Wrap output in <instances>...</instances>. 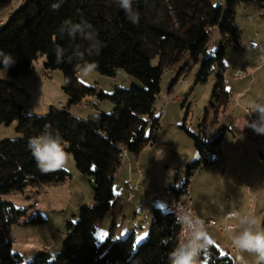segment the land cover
Masks as SVG:
<instances>
[{"label": "trees", "instance_id": "trees-1", "mask_svg": "<svg viewBox=\"0 0 264 264\" xmlns=\"http://www.w3.org/2000/svg\"><path fill=\"white\" fill-rule=\"evenodd\" d=\"M15 2L21 5L0 24V51L15 60L7 68L11 79L0 78V124L17 121V130L23 136L0 142V264H23L22 255L12 248L11 229L26 214L25 209L3 195L64 182L70 175L65 169L45 173L37 167L28 141L39 135L45 125L60 132L67 142L65 152L72 154L77 169L94 178L95 196L92 204L81 206L75 219L67 222L60 251L51 254L44 250L28 264H168V253L181 242V227L179 217L163 207L154 208L153 220L141 242H137L134 230L120 238H112L110 233L103 243L96 239L99 221L108 212L114 214L121 208L113 185L123 162V150L137 156L155 139L161 126L155 104L164 73L189 52L194 63L202 61L198 80H206L211 63L222 60L227 45L236 41L237 5L255 3L264 9V0H225L218 5L211 0H133V8L140 14L138 24L127 19L116 0H0V13ZM53 4H59L58 9L53 10ZM66 20L87 21L97 33L102 45L99 55L85 56V62L96 64L95 70L103 75L125 72L140 83L129 88L116 87L111 94L83 84L74 53L87 48L89 41L80 32L74 39L62 32ZM214 28L219 30L221 42L216 56L205 57ZM58 48L62 61L57 58ZM40 55L46 56V69L63 72V89L70 104L97 94L113 101L114 111L94 113L86 120L77 118L68 108L51 107L43 116L30 113L15 100L12 87L15 79L32 72ZM156 57L158 64L153 65ZM179 78L180 74L171 84L170 92ZM213 97L217 106L212 105L218 112L229 99L221 76ZM207 115L208 111L197 133L188 132L199 153V159L188 164V175L204 164L214 163L221 150L222 133L208 139ZM172 190L175 194L187 193V183L172 186ZM41 221V214L30 219L31 223ZM200 259L204 264H234V259L222 254L215 244Z\"/></svg>", "mask_w": 264, "mask_h": 264}, {"label": "rangeland", "instance_id": "rangeland-1", "mask_svg": "<svg viewBox=\"0 0 264 264\" xmlns=\"http://www.w3.org/2000/svg\"><path fill=\"white\" fill-rule=\"evenodd\" d=\"M211 2L218 5L224 4L225 0ZM20 5V2H15L1 12L0 24ZM235 22L238 27L236 41L227 45L222 60L215 59L211 63L206 80H198L202 61L194 63L189 52H185L164 73L155 104L161 123L155 132L156 144H148L137 156L127 152L123 158L113 185L115 197H120L121 208L114 214L108 212L97 224L95 235L98 243L105 242L110 233L112 238H120L133 230L137 242L143 241L153 220L154 208H162L157 194L169 186L180 187L185 183L186 194L198 215L215 219L218 224L227 221L235 224L234 229H239L238 217L228 220L225 217L227 213L237 211L240 215L254 216L263 224L264 135L256 134L246 125L251 123L246 109L251 112L256 102L264 101V62L261 61V53H264V9L255 3H241L236 7ZM221 38L219 30L214 28L205 57L216 56ZM252 39L260 42L262 50L251 51L246 57L243 49ZM46 61V56L40 55L34 61L31 73L14 80V98L30 113L43 116L49 113L51 107L68 108L77 118L86 120L94 113L114 111L113 101L100 98L97 94L87 95L80 103L70 104V97L63 89V72L60 69L49 71L45 67ZM152 64H158L157 57ZM239 69L244 73L236 79L234 73ZM179 74V81L170 92V86ZM78 76L83 84L108 94L113 93L116 87L129 88L140 83L125 72L109 76L94 70L84 77L79 71ZM220 76L229 99L216 112L217 102L213 95ZM0 78L11 79L7 70L3 69H0ZM176 92L179 100L170 101L169 97ZM207 111L208 139L222 133L221 150L215 155L214 163L204 164L188 175V164L199 159L194 139L188 132L199 131ZM251 114L258 118L257 113ZM17 126V121L9 125L0 124V142L22 138L23 134ZM162 145L163 152L159 154L157 146ZM171 145L173 149L169 148ZM60 169L70 174L64 182L3 195L4 199L26 210V214L11 229L12 248L22 255L23 264H28L44 250L51 254L60 251L66 237L67 222L75 219L81 206L94 202V178L77 169L72 154L67 153L66 163ZM139 169L143 174L139 175ZM128 184L130 187L139 186L130 201L125 197ZM38 214L43 221L31 223L30 219ZM206 228L213 244L237 264L236 250L229 239L233 233L220 231L217 227ZM104 233L106 235L101 238ZM242 255L252 259L246 253Z\"/></svg>", "mask_w": 264, "mask_h": 264}, {"label": "clouds", "instance_id": "clouds-1", "mask_svg": "<svg viewBox=\"0 0 264 264\" xmlns=\"http://www.w3.org/2000/svg\"><path fill=\"white\" fill-rule=\"evenodd\" d=\"M119 7L125 12L127 19L138 24L140 14L133 8V0H116ZM59 4H53V10L58 9ZM62 32L75 38L80 32L84 39L89 41L87 48L74 53L77 66L82 76L87 77L96 69L97 65L92 62H85V56L99 55L101 42L97 38V33L92 29V25L87 21L73 23L71 20L64 21ZM57 58L62 61V51L57 49ZM72 58L69 57V62ZM0 63L3 64V71H6L13 63L14 58L10 54L0 51ZM257 113L258 119L246 125L251 127L258 135H264V101L256 102L253 110L249 112ZM67 142L64 141L58 130H53L50 125H45L43 131L33 136L28 141V148L34 157L37 167L42 172L56 171L66 163L67 153L65 148ZM232 217L239 218V229H233L229 236L231 245L237 251V264H264V224L254 216L240 215L238 212L229 213ZM178 224L184 233L181 242L168 253V264H204L200 259L202 253L207 252L213 239L210 237L204 221L192 214H185L178 218ZM247 254L251 260L242 254Z\"/></svg>", "mask_w": 264, "mask_h": 264}, {"label": "built area", "instance_id": "built-area-1", "mask_svg": "<svg viewBox=\"0 0 264 264\" xmlns=\"http://www.w3.org/2000/svg\"><path fill=\"white\" fill-rule=\"evenodd\" d=\"M234 46L238 47V44L234 43ZM253 50H262L261 48V44L257 39H252L248 42V44H246L244 46L243 51L245 52L246 57L249 56V52L253 51ZM261 61L264 62V53H261ZM121 72V71H119ZM244 71L242 69L237 70L234 73V78H240L243 75ZM170 101H177L179 100V96L176 93H173L170 97H169ZM247 113H249V109H246ZM248 119L250 120V122H254L256 121L258 118L256 115L254 114H248ZM150 144L155 145L156 144V140H152L150 142ZM164 146H157V150L158 153L161 154L162 150H163ZM170 149H173V146H169ZM127 154L126 150H123V156L125 157ZM139 174H142V170L139 169L138 170ZM130 182V181H129ZM128 191L125 195L126 200L130 201L133 198L134 192L136 190L139 189V186H135V187H130V184H128ZM157 199L158 201L161 203L162 207L164 210L169 211L174 213L175 215H177L178 217L185 215V214H192L195 215L199 218H201L204 221L205 226L207 227H217L220 231H229L232 232V230L235 228V224H231L228 223L226 221L225 224H218V222L215 219L212 218H205L202 217L200 215H198L195 210L193 209V207L191 206V200L189 198V196L186 193H180V194H175L172 190V186L167 187L164 191H162L161 193L157 194ZM237 212V211H235ZM231 213V212H229ZM229 213H227L225 215L226 220L230 219V218H234L232 216L229 215ZM184 238V233L180 230V239ZM238 255L237 251H236V255L235 257Z\"/></svg>", "mask_w": 264, "mask_h": 264}, {"label": "crops", "instance_id": "crops-1", "mask_svg": "<svg viewBox=\"0 0 264 264\" xmlns=\"http://www.w3.org/2000/svg\"><path fill=\"white\" fill-rule=\"evenodd\" d=\"M257 51H259V50H253V52H257ZM155 139H156V137H155ZM151 145H153V144H151ZM162 146H164V145H162ZM162 152H163V150H162ZM142 174H143V171H142ZM139 175H141V174H139Z\"/></svg>", "mask_w": 264, "mask_h": 264}, {"label": "snow or ice", "instance_id": "snow-or-ice-1", "mask_svg": "<svg viewBox=\"0 0 264 264\" xmlns=\"http://www.w3.org/2000/svg\"><path fill=\"white\" fill-rule=\"evenodd\" d=\"M105 235H106V233L102 234V237L101 238H103ZM140 239L142 240L143 237H141ZM205 264H206V262H205Z\"/></svg>", "mask_w": 264, "mask_h": 264}]
</instances>
